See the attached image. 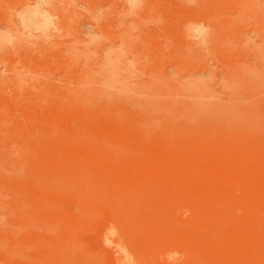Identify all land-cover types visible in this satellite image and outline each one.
<instances>
[{"label": "rangeland", "instance_id": "obj_1", "mask_svg": "<svg viewBox=\"0 0 264 264\" xmlns=\"http://www.w3.org/2000/svg\"><path fill=\"white\" fill-rule=\"evenodd\" d=\"M0 264H264V0H0Z\"/></svg>", "mask_w": 264, "mask_h": 264}]
</instances>
